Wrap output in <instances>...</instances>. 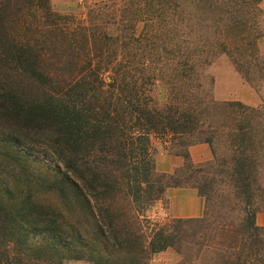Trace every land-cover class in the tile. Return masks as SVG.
Here are the masks:
<instances>
[{
  "label": "trees",
  "instance_id": "obj_1",
  "mask_svg": "<svg viewBox=\"0 0 264 264\" xmlns=\"http://www.w3.org/2000/svg\"><path fill=\"white\" fill-rule=\"evenodd\" d=\"M264 0H0V264H264V99L217 100L229 57L264 81ZM158 81L168 91L160 102ZM212 159L195 163L190 146ZM184 163L156 169L158 147ZM170 187L202 217L149 214Z\"/></svg>",
  "mask_w": 264,
  "mask_h": 264
},
{
  "label": "rangeland",
  "instance_id": "obj_2",
  "mask_svg": "<svg viewBox=\"0 0 264 264\" xmlns=\"http://www.w3.org/2000/svg\"><path fill=\"white\" fill-rule=\"evenodd\" d=\"M104 1V0H100ZM91 2H97L95 0H51V3L55 10L62 13H73L78 16H85L87 6ZM264 8V1H263ZM262 49L264 50V40L262 41ZM209 73L214 80L212 86L213 96L219 101L225 100H240L249 105H258L264 99V81L259 84H252L247 81L242 74L236 69L231 60L226 55L218 56L210 65ZM155 94L160 102L167 100L168 91L163 82L158 81ZM161 146L158 147V151L162 150ZM184 163V160H183ZM182 163V164H183ZM154 207H152L149 214L153 215ZM158 218L164 219L165 217ZM172 252H176L173 249H167ZM164 250V251H167ZM163 252V251H161ZM178 253V252H176ZM158 254V253H157ZM179 254V253H178ZM177 264L181 261L182 257L179 254ZM156 257V255L154 256ZM166 253L162 257V261H171ZM68 264H86L82 262H69Z\"/></svg>",
  "mask_w": 264,
  "mask_h": 264
},
{
  "label": "crops",
  "instance_id": "obj_3",
  "mask_svg": "<svg viewBox=\"0 0 264 264\" xmlns=\"http://www.w3.org/2000/svg\"><path fill=\"white\" fill-rule=\"evenodd\" d=\"M100 1V0H95ZM190 155L195 163H204L212 159V151L207 143H197L190 146ZM183 159L167 151L159 150L156 154V169L159 172L170 173L181 166ZM206 210V201L195 188L170 187L166 191L165 199L158 201L153 210L154 216L196 218L202 217ZM256 222L264 226V211L256 215ZM166 253L171 261H162ZM179 254L170 250L156 254L150 264H177Z\"/></svg>",
  "mask_w": 264,
  "mask_h": 264
}]
</instances>
